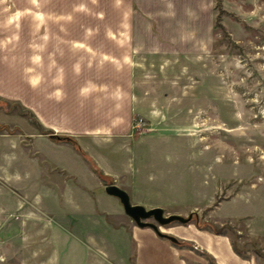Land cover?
<instances>
[{
    "label": "rangeland",
    "instance_id": "374dc122",
    "mask_svg": "<svg viewBox=\"0 0 264 264\" xmlns=\"http://www.w3.org/2000/svg\"><path fill=\"white\" fill-rule=\"evenodd\" d=\"M200 1L212 12L210 50L173 60L164 73L145 72L140 96H151L150 115L135 117L142 123L132 135L146 139L117 154L91 149L120 176L52 139L24 103L0 96V264L172 263L148 260L159 246L137 243V225L104 191L107 183L124 188L132 203L193 213L186 223L160 226L179 239L161 240L187 264H214L177 232L196 224L222 230L243 254L264 259V0ZM8 76L0 67V92L25 95L23 82L10 85ZM161 93L181 97L154 102ZM23 98L35 104L34 94Z\"/></svg>",
    "mask_w": 264,
    "mask_h": 264
},
{
    "label": "crops",
    "instance_id": "0c3cea01",
    "mask_svg": "<svg viewBox=\"0 0 264 264\" xmlns=\"http://www.w3.org/2000/svg\"><path fill=\"white\" fill-rule=\"evenodd\" d=\"M212 27L211 9L200 0H0V67L9 73L8 84L20 80L27 87L25 95L0 96L24 103L42 130L72 136L105 173L120 176L109 159L91 149L117 154L130 140L146 139L132 135L135 117L150 115L145 104L151 96H140L149 79L145 72L164 73L173 60L178 64L184 55L208 52ZM33 94L34 105L23 98ZM175 97L161 93L154 102ZM131 230L142 248L144 240L159 246L147 253L149 261L166 257L172 261L167 264H187L180 250L150 227ZM184 230L177 232L214 264H264L253 252L236 253L225 234ZM248 233L261 238L251 226Z\"/></svg>",
    "mask_w": 264,
    "mask_h": 264
},
{
    "label": "water",
    "instance_id": "95a60500",
    "mask_svg": "<svg viewBox=\"0 0 264 264\" xmlns=\"http://www.w3.org/2000/svg\"><path fill=\"white\" fill-rule=\"evenodd\" d=\"M50 137L56 140L65 139V136L57 133H51ZM104 191L119 200L124 212L137 226L150 227L157 236L168 239L175 244L179 243V239L173 234L162 231L160 226L171 222L186 223L193 214L192 212H188L185 216L179 213L166 214L161 206L145 207L139 203H132L128 192L116 183L105 184Z\"/></svg>",
    "mask_w": 264,
    "mask_h": 264
},
{
    "label": "trees",
    "instance_id": "16d2710c",
    "mask_svg": "<svg viewBox=\"0 0 264 264\" xmlns=\"http://www.w3.org/2000/svg\"><path fill=\"white\" fill-rule=\"evenodd\" d=\"M219 0H217L218 2ZM214 26V25H213ZM46 133H48L47 131H45ZM50 136V133L48 134ZM65 136V139H62V141H66V142H69L76 150L80 151L81 154L86 158V154H84L82 152V149L81 147L79 146L77 140L75 138H73L72 136H69V135H63ZM54 139V138H52ZM55 140V139H54ZM88 159V158H87ZM94 168V167H93ZM96 169V168H95ZM97 171V169H96ZM98 172V171H97ZM198 226V228H202V226L200 224H196ZM204 229H209V228H204ZM210 231L214 232V233H220V234H224L225 232H223L222 230L220 229H209ZM230 243H231V246L233 248V250L238 253L239 255H244L241 251H239L233 244L232 240H230ZM179 244V243H178ZM256 253H259L258 250L256 251Z\"/></svg>",
    "mask_w": 264,
    "mask_h": 264
},
{
    "label": "built area",
    "instance_id": "2783aa9c",
    "mask_svg": "<svg viewBox=\"0 0 264 264\" xmlns=\"http://www.w3.org/2000/svg\"><path fill=\"white\" fill-rule=\"evenodd\" d=\"M142 123V118L134 119L133 121V128H139Z\"/></svg>",
    "mask_w": 264,
    "mask_h": 264
}]
</instances>
